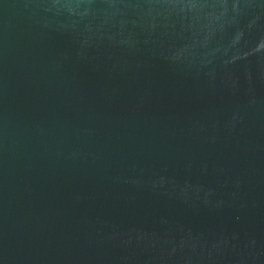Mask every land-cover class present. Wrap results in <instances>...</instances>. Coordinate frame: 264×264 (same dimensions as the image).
I'll return each instance as SVG.
<instances>
[{"label":"water","instance_id":"water-1","mask_svg":"<svg viewBox=\"0 0 264 264\" xmlns=\"http://www.w3.org/2000/svg\"><path fill=\"white\" fill-rule=\"evenodd\" d=\"M0 264H264V0H0Z\"/></svg>","mask_w":264,"mask_h":264}]
</instances>
